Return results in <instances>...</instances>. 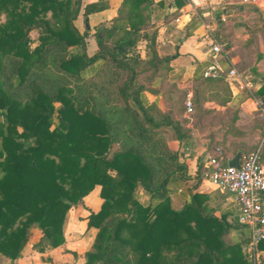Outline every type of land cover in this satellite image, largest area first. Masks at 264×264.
I'll use <instances>...</instances> for the list:
<instances>
[{
	"label": "trees",
	"instance_id": "16d2710c",
	"mask_svg": "<svg viewBox=\"0 0 264 264\" xmlns=\"http://www.w3.org/2000/svg\"><path fill=\"white\" fill-rule=\"evenodd\" d=\"M163 2L122 0L95 31L89 55L88 32L75 26L83 0H0V255L19 258L35 226L37 251L61 246L69 210L99 186L102 203L87 216L93 242L71 264H249L241 251L247 238L224 242L230 226L208 209L206 195L192 194L180 210L170 204L172 185L189 177L187 165L157 135L169 126L180 139L185 130L170 111L140 101L137 50L144 40L151 71L144 81L170 60L155 43ZM106 7L107 0H90L84 17ZM257 247L264 250V240Z\"/></svg>",
	"mask_w": 264,
	"mask_h": 264
},
{
	"label": "crops",
	"instance_id": "0c3cea01",
	"mask_svg": "<svg viewBox=\"0 0 264 264\" xmlns=\"http://www.w3.org/2000/svg\"><path fill=\"white\" fill-rule=\"evenodd\" d=\"M88 1L83 0L75 26L81 33L87 30L86 51L92 55L97 50L95 31L117 15L122 0H107L105 9L85 18L84 6ZM163 1L165 16L156 21L155 43L159 57H170V60L151 80L144 81L151 71L146 65L145 41L138 44L141 57L138 70L142 71L138 78L145 83L139 99L145 106L155 104L160 112L170 111L173 120L179 121L185 130L180 139L169 126L165 128L166 134L157 135L164 137L168 146L178 152L180 162L187 165L188 179L172 185L171 207L180 210L194 193L206 195L208 209L217 216H225L230 228L223 240L232 244L241 240L242 235L247 238L237 222L232 196L219 191L203 177V171L209 156L228 163L237 153L259 148L264 157V120L254 111L248 95L239 91L232 81L216 78L221 82H207L202 74L215 61L222 70L233 65L252 79L254 93L261 96L258 90L264 82V0L256 3H243L242 0ZM177 1L181 2L179 6ZM224 16L225 21L222 20ZM213 39L230 49L229 60L210 52ZM93 70L94 65L87 69L86 75ZM196 89H200L201 106L193 114V110L187 112L185 99L194 97ZM180 95L184 96L185 107L181 113L176 102ZM99 191L100 187L95 186L83 197L81 204L69 210L63 226L65 241L61 246H45L43 252L37 251L34 244L40 240L41 233H36L39 229L35 226L22 255L14 260L0 255V264H51L48 258L54 264L80 263V253L90 249L96 233L95 228L87 227V216L100 208ZM136 194L141 203H147L148 195L142 187H137ZM244 244H241V251ZM72 252L78 258L75 259ZM259 253L264 255V250Z\"/></svg>",
	"mask_w": 264,
	"mask_h": 264
},
{
	"label": "built area",
	"instance_id": "2783aa9c",
	"mask_svg": "<svg viewBox=\"0 0 264 264\" xmlns=\"http://www.w3.org/2000/svg\"><path fill=\"white\" fill-rule=\"evenodd\" d=\"M243 3H256L257 0H242ZM226 20L225 16L222 18ZM210 52L229 60L230 49L213 39ZM205 78H224L235 80L240 89H245L251 100L254 111L264 120V98L254 93V83L249 76L238 71L233 65L222 70L218 61L212 62L203 70ZM187 112H192L191 97L185 99ZM203 177L216 188L232 196L236 219L244 229L247 240L242 251L247 260L255 261L260 255L257 245L264 240V162L260 149L241 154L239 167L222 162L217 157L209 156Z\"/></svg>",
	"mask_w": 264,
	"mask_h": 264
},
{
	"label": "rangeland",
	"instance_id": "374dc122",
	"mask_svg": "<svg viewBox=\"0 0 264 264\" xmlns=\"http://www.w3.org/2000/svg\"><path fill=\"white\" fill-rule=\"evenodd\" d=\"M49 72L50 73H54V70L52 69V68H49ZM228 81H232V83L233 84H235V86H236V88L239 90V91H243V92H245L246 93V91H245V89H240L239 88V84L235 81V80H228ZM184 96H185V94H184ZM184 96H182V95H180L177 99H176V102L178 103V106H179V108L177 107V110H179L180 112L179 113H181V111L185 108L184 107V104H183V98H184ZM85 212H87V210L85 211ZM38 231L39 230H37V234H38ZM226 238L227 239H229L228 238V236H226ZM249 264H264V255H259L258 256V258L255 260V261H250L249 262Z\"/></svg>",
	"mask_w": 264,
	"mask_h": 264
},
{
	"label": "water",
	"instance_id": "95a60500",
	"mask_svg": "<svg viewBox=\"0 0 264 264\" xmlns=\"http://www.w3.org/2000/svg\"><path fill=\"white\" fill-rule=\"evenodd\" d=\"M241 153H237L229 162L228 164L231 166L239 167Z\"/></svg>",
	"mask_w": 264,
	"mask_h": 264
}]
</instances>
